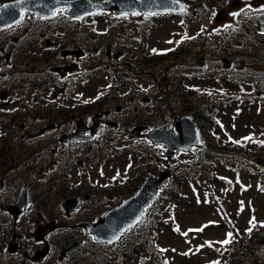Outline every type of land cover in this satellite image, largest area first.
Segmentation results:
<instances>
[{
  "label": "rangeland",
  "instance_id": "1",
  "mask_svg": "<svg viewBox=\"0 0 264 264\" xmlns=\"http://www.w3.org/2000/svg\"><path fill=\"white\" fill-rule=\"evenodd\" d=\"M183 1L186 4L191 2L196 15H189L186 19L172 13L153 15L150 33L142 48L138 40L145 32L139 29L138 21L150 16L103 11L84 19V22L93 26L91 34L94 37L92 36L88 45L91 47V63L103 64L109 61L115 67L101 69L89 83L78 84L75 90L79 95L69 96L72 98L70 106L74 108L76 103H96L98 106L97 100L102 101L105 97L113 100L109 105L113 111L106 117L117 120L118 124H102V134H98L92 143L93 156L97 155V148L102 146L99 144L101 139L126 141L123 144L115 143L116 146L110 148L104 146L108 155L106 161H87L80 165L73 162L69 172L71 176L61 178L58 182L46 183L42 176L36 178L35 175L24 181L16 179L15 173L9 174L0 195V264H26L25 251L30 247L40 248L44 244L35 240V228L38 224L49 222L51 218L62 223L66 218H62L65 212L60 203L70 197L71 193L94 189L80 210L71 214V218L80 219L91 214V210L102 212L118 203L133 192L141 177L158 173L163 168L170 169L171 175L155 200L146 206V220H141L144 223L149 220L151 222L147 236L153 252L142 249L138 257L135 256L124 264H158V252L161 249L164 250L161 253V264H264V180H260V175L252 164L256 163V156L264 158L262 153L255 152L264 151V102L250 101L251 93L259 85L252 77L241 80L225 77L221 68L228 64L225 55H222V64L215 74L210 72L216 69L213 65L207 73L204 71V57L197 58L195 66L183 72L173 68L169 73L175 64L173 60L157 65L156 58L161 53L175 51L176 44L185 42L191 36L195 37V44H191L195 47L202 36L206 37L207 27L216 25L220 31L233 18L229 6L216 7L219 4L217 1L201 0L203 5H199L197 0ZM219 9L223 11L217 17ZM58 14L62 16L64 13L60 10ZM34 19L32 14H26L24 23L20 26L22 33L18 37L26 27L37 28ZM262 28L264 30V22ZM218 35L220 38L213 48L223 52L232 50L237 47L236 43L243 40L236 34L229 36L226 32H218ZM3 44L0 41V46H4ZM4 47V50H11L7 45ZM105 47L111 48L108 56L99 54ZM117 52L120 56L115 58L113 54ZM146 63H155L160 66L159 70L155 68L150 72L144 66ZM18 70L19 67L16 71ZM111 70L113 74H110ZM163 70L167 71L168 79L174 78V83L169 82L167 85L165 80H161L163 73L158 71ZM10 71L9 61L4 52H0V78L3 72ZM40 78L42 77H38L36 81L37 77L25 79L11 75L9 81L0 80V115H16V122L20 123L22 112L27 110L31 114L40 111L50 119L57 108L69 105L61 104V98L52 96V92L56 90L51 85L41 89L35 85L29 86L33 82H39ZM189 87L204 89L216 96L213 103L207 104L208 111L215 115L216 125L213 130L206 132L204 144L200 148L183 149L168 158L162 145L152 144L143 135L135 138L128 136V131L136 124L146 123L147 130L166 122L169 128H174L175 121L187 113L183 110L186 99L182 92ZM85 90L90 91L89 94H93L95 99H76ZM5 91L7 94L2 97L1 94ZM99 92L106 94L97 98ZM37 95L46 99L47 103L39 106L31 104V99ZM117 105L123 108L121 112H116ZM22 120L27 124L32 123L28 119ZM13 122L12 116L10 120L0 118V123ZM206 144L207 151L203 148ZM41 145L42 143L35 144L32 147L36 149ZM51 153L52 147L46 148L45 154L32 163L34 169L43 166ZM81 155L82 153L77 156ZM200 156L202 160L198 162ZM136 165L140 170L135 169ZM260 165L264 173V162H260ZM44 172L50 174L52 171ZM41 181L44 183L40 184ZM21 182L31 183L32 203L18 222L13 223L6 206L15 201ZM23 220L27 221L25 225ZM72 232L86 235L85 229L78 227L46 234L51 245L54 242L52 253L46 262L52 259L59 261L58 241L73 235ZM132 234L133 231L126 232L125 238H130ZM12 235L18 245V251L14 253L9 252L6 247ZM244 238L249 242L245 260L237 250L238 243L245 242ZM80 253L85 261L89 259L87 250L83 249ZM102 255L105 256L103 264L114 261L111 249L102 250ZM75 264L83 263L77 261ZM88 264L98 263L89 259Z\"/></svg>",
  "mask_w": 264,
  "mask_h": 264
},
{
  "label": "flooded vegetation",
  "instance_id": "2",
  "mask_svg": "<svg viewBox=\"0 0 264 264\" xmlns=\"http://www.w3.org/2000/svg\"><path fill=\"white\" fill-rule=\"evenodd\" d=\"M4 1L7 0H0V4ZM60 10L64 13L62 16L58 14ZM26 14H32L34 16L35 19L33 21L37 23V28L26 27L23 34L18 37V34L22 33L20 26L24 23ZM87 16L69 15L64 8L56 9L53 14L48 16L38 15L34 11L23 10L18 20L0 27V41L4 43V46L7 45L11 47V50H4L5 47L0 46V52H4L5 58L9 61V69L12 70L6 73L3 72L0 80L9 81L11 75H16L17 78L25 79H36L37 77L36 81L38 77H42L39 79V82H33L34 84H30L29 86L33 87L35 85L38 89H41L51 85L54 90H56V92H52V96L54 98H61V101H63L61 104H69L62 105L63 107L60 109L57 108V111L51 114L50 119L44 117L40 111H35L31 114L27 110L22 112L20 115V123L16 122V115H0L1 119L7 118L10 120L12 116L14 120L13 123H0V131H2L0 132V195L2 194L4 185L7 183L5 180L9 174L15 173L14 177H16V179L24 181L32 179V176L35 175L36 178L42 176V179H45L46 183L58 182L61 178L67 179L68 176H71L69 172L73 162L80 165L87 161L95 162L106 159L107 151L102 148H97L96 156L92 155V143L96 140L98 134H101L102 124L104 122H108V124L112 126L118 124L117 120L108 119L106 117L113 111L111 107H109L113 100L110 97H105L106 99L102 101H99V99L97 100L98 106L95 105L96 103H76L77 106L74 108L70 106L72 98L69 96L79 95L75 87L80 83H89L96 73L106 64V62L103 64L91 63V47H88V45L93 36V34H91L93 27L91 23L84 22ZM29 23H31V21ZM11 35H13V37H10ZM93 48L96 49L97 47ZM110 53L111 48L105 47L102 53L99 54L108 56ZM113 56L117 58L120 54L117 52L113 54ZM17 67H19L18 71H16ZM89 92L90 91L85 90L82 96L76 99L81 100V97H88L94 100V95L89 94ZM6 94L7 92L5 91L1 96L3 97ZM31 101H33L30 102L31 104L35 103L37 106L41 103H47L46 99L39 95L33 97ZM26 108L30 107L26 106ZM122 109L121 106H116V112H121ZM95 118L98 120L97 123H95ZM22 119H28L32 121V123H24ZM80 121H82V124ZM145 126H147L146 123H144L143 129H145ZM80 127L83 128V133L85 134L84 139L66 140L64 138L68 134L79 130ZM96 129L98 132L90 135ZM20 132L26 133L19 134ZM125 141L126 140L122 139H117L116 141L101 139L99 144L105 146L107 142H111L107 145L112 146L115 143H125ZM41 143L42 145L36 149L32 147V145ZM48 147H52V153L46 159L43 166L34 169L32 163L37 161L38 157L44 155ZM80 153H82V155L78 157L77 155ZM52 165L53 168H50ZM135 169L140 170V167L136 165ZM46 170H51L52 172L46 174L44 172ZM51 175L57 176L51 177ZM145 177L140 178L138 185L141 184ZM43 183L42 181L40 182V184ZM23 186L28 189L30 204L28 207L21 208L16 218L7 209V206L13 204L15 201L6 206V210L11 214L13 223L18 222L19 218L32 203V198L30 197L32 194L31 183L21 182L18 191ZM92 191H94V189L78 190L70 194V196H80V203L72 211L64 210L65 213L62 218L66 219H64L62 223L54 221L56 218H51L49 222L45 221L44 224L37 225L34 230V238L37 242L44 244L40 248L30 247L28 251H25L24 258L26 264H75L77 261L88 264L89 259H93L94 262L96 260L98 264H103L105 256L102 255V250L104 251L114 247L111 244L115 242L107 243L97 240L92 233L86 230V235L72 232L73 235L64 238L62 241H58L60 253V256H58L59 261H53L52 259L50 262H46L48 256L52 253V245L54 246V242L52 241L51 245V242L47 239L46 234L48 235V232L61 231L67 228L73 230L77 227L84 229L81 223L95 222L102 216L104 211L99 212L91 210V214L83 216L80 219L71 218V214L78 212L80 207L84 205V202L90 198ZM63 200L60 203L62 207ZM116 203L111 206H115ZM23 221L25 225L27 221ZM47 223L48 226H46ZM51 226L54 227V229H50ZM39 227L47 228H43V237L41 239H36L35 232ZM121 238L122 237H120L117 242ZM10 241L15 242L14 235L10 237L6 247L11 253L17 252L18 245L15 251L9 250L8 246ZM73 242L78 243L67 252L63 253L62 250ZM45 247H47V252L39 257L40 251ZM83 249L87 250L90 254L87 261H85L83 255L80 253Z\"/></svg>",
  "mask_w": 264,
  "mask_h": 264
},
{
  "label": "trees",
  "instance_id": "3",
  "mask_svg": "<svg viewBox=\"0 0 264 264\" xmlns=\"http://www.w3.org/2000/svg\"><path fill=\"white\" fill-rule=\"evenodd\" d=\"M197 1L199 5H203L201 0ZM210 1H217L219 4L216 7L228 5L229 12H231V14L233 15L231 22L223 28H220V31L217 29L216 25H211L210 27H207V29L205 30L208 32L206 34V37L202 36L200 43H197L195 47L191 45L195 44L194 36L189 37L183 43L176 44L174 46L177 47L176 50L174 49L175 51H165L164 53H161L159 56H157V65L165 64L166 62L173 60L175 64L170 68V70L168 69L169 73L173 68L179 71L181 70V72H183L185 70L193 68L197 61V58L204 57L206 59L204 71L207 73L208 70H210L209 67L213 65L214 68L216 67V69L210 70V72L215 74L218 70V67L222 64V55H225L228 59V64L223 65L221 67L223 69V75L225 72V77L234 78L238 80L252 77L255 80L254 82H256L259 87L255 88L253 93H251L252 95L250 96V101L251 103L264 102V30L262 28V24L264 22V1L252 3V0H238L239 2L234 4L232 3L235 2V0ZM190 3L187 4L186 11L178 14H172L179 15L182 19L188 18L189 15L195 16L196 10L195 8L191 7ZM162 13L163 12L155 14L160 15ZM151 17L152 16L147 17L146 19L141 18L138 21V24L140 23L139 29L145 32V34L139 37L138 40V43L140 44L141 48L143 47V44H145L148 38L147 36L150 33L152 25ZM218 32H226L229 36L236 34L237 37H242L243 40L239 41V43H236L237 47L233 48L232 50L223 52L221 51V49L213 48L215 43H217L220 38ZM157 65L155 63H146L144 66L150 72H152L155 70V68L159 70L160 66ZM158 72L163 73V75L161 76V80H165V84L168 85L169 82L174 83V78L168 79V74L166 70ZM159 82L162 83L163 81ZM182 93L186 99V104H184L183 110L193 115L197 125L201 129L204 144V137L206 132L213 130L216 124V118L214 117L215 115L212 111L209 112L207 109V104L209 105L211 102L213 103L216 96L210 91L204 89L201 90L199 88L196 89V87L186 88ZM204 146L205 147L203 148H205V150L207 151L208 144ZM255 152H257V154L262 153L264 156V151ZM232 159L235 163H238L233 157ZM201 160L202 157L198 160V162H200ZM252 164L255 165V169H257V172L260 175V180H264V173L261 170L262 165H260V163L253 162ZM148 229L149 223L144 222H141L138 226L128 229L126 232L133 231L134 233L130 238H125V232L118 242L116 241L114 244H111L114 246V248H112L114 255L121 259H130L134 256V254H139L142 249H149L150 252H153L152 244H150L147 236ZM244 240L245 242L243 244L239 242L237 246L239 254L243 256V260L247 258L245 255L249 245L247 239L244 238ZM158 253V263H162V251L160 250Z\"/></svg>",
  "mask_w": 264,
  "mask_h": 264
},
{
  "label": "water",
  "instance_id": "4",
  "mask_svg": "<svg viewBox=\"0 0 264 264\" xmlns=\"http://www.w3.org/2000/svg\"><path fill=\"white\" fill-rule=\"evenodd\" d=\"M234 3H238L235 0ZM66 7V12L74 16H84L100 10H113L116 13H128L140 11L149 13L152 11H183L186 4L183 0H9L0 4V26L8 25L21 17L22 10L35 11L38 15H50L58 7ZM223 11L219 9L217 17ZM95 122L98 120L95 118ZM82 124V121H80ZM142 125L132 128L129 135H139ZM91 135V134H90ZM147 137L155 144L165 146V154L170 158L175 152L182 148H192L194 145H201L200 130L194 123L190 114L181 115L174 125V129H169L164 122L148 130ZM83 128L80 127L74 133L68 134L65 139L83 138ZM255 161H262L261 157H255ZM170 175L169 170H162L159 174L149 175L137 190L129 197L125 198L120 204L109 208L102 217L95 222L81 223L87 230L94 235L97 240L114 242L131 225L136 223L144 214L145 205L153 200L158 188L161 187ZM1 189V183H0ZM80 203V199L75 196L63 201L66 211L74 209ZM29 205L27 189L22 187L16 201L7 206V209L17 217L22 207ZM48 226V223L46 224ZM54 229V227H50ZM36 239L43 237V227H39L35 232ZM78 242H73L65 247L62 252H67ZM10 251H15L17 244L10 241L8 246ZM264 251V244H263ZM47 252V247L40 251L39 257Z\"/></svg>",
  "mask_w": 264,
  "mask_h": 264
}]
</instances>
